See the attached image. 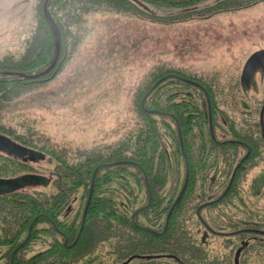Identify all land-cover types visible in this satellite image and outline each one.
Instances as JSON below:
<instances>
[{
	"label": "trees",
	"instance_id": "trees-1",
	"mask_svg": "<svg viewBox=\"0 0 264 264\" xmlns=\"http://www.w3.org/2000/svg\"><path fill=\"white\" fill-rule=\"evenodd\" d=\"M206 1L208 0H42L44 4L36 9L40 27L27 42V47L31 48L28 54L30 57L18 64V67H0V70H6V77H0V121L3 120L4 110L13 105L16 97L28 91L29 84H36L39 79L55 74L60 66L69 61L72 52L71 38L77 35L79 25L83 23L81 18L85 15L108 14L115 18H136L173 25L214 18L264 2L221 0L204 9L191 8ZM151 4H156L159 12L165 7L181 9L183 12L158 14L150 10ZM46 7L50 17H47ZM57 39L60 40V57L54 70L41 77L25 75L37 66L39 68L50 64L45 70L51 66L56 58ZM77 43L78 40H75V44ZM54 48L56 51L52 60ZM166 77L167 79L149 94L144 109L142 102L145 96L158 81ZM195 81L203 86L209 95L215 130L216 115L221 112L222 106L219 91L215 89L214 92L212 85L191 76L183 69L171 66L162 67L148 76L136 90L135 111L143 119V124L139 127L138 136L133 143L134 139L131 138L115 148L84 152L77 159L69 160L68 152L42 145L34 139V134L32 138L17 136L1 127L0 134L18 143L24 154L16 157L0 150L3 154H0V178L39 175L32 162L44 161L45 154L55 160L56 172L48 177L43 176L47 179L46 185L32 186L0 196V246L5 249L0 254V262L80 264L110 245L105 256H112L113 264H124L133 256L138 257L130 264H215L205 248L206 233H215L207 229L211 226L203 212H210L214 208L215 212H218L222 206H230L231 201L239 200L242 204L239 188L242 171L234 178L227 196L204 207L199 217L198 209L217 200L227 189L230 180L226 183L225 190L214 199H207L202 189L199 191L198 200L196 192L199 179L220 160L215 156L214 163L211 166L207 164V159L216 153L215 143L210 133L208 100L204 91L190 83ZM181 86L200 92L204 102L199 104L191 99V96L187 100H180L182 90L180 92L178 87L182 88ZM147 110L157 113L151 114ZM225 118L227 119V116ZM178 124L189 162V183L166 227L168 215L181 193L177 191L181 171L178 169L173 187L165 191L170 169L166 155L161 149L162 133L159 129L161 126L174 129L171 135L173 145L176 146L175 159L183 160L185 180L187 165L181 150ZM229 151V147H221L219 154L228 159ZM235 163L236 161L229 162L228 175L232 173ZM101 165L108 166H102L95 177L93 196L80 234L83 203L85 209L94 171ZM146 177L152 193L150 205L137 214L136 208L131 214L127 213L121 208L120 191H129L134 195L135 201L134 192L139 188L140 192L146 193V201L141 207L148 205L150 193ZM215 215L217 216L216 213ZM192 216L207 230L201 241L193 235L194 232L188 225ZM31 225L33 226L30 230ZM229 227L235 225L231 224ZM37 241L47 243L46 248L27 257L26 252ZM23 243L25 244L22 246ZM144 256L169 257L146 260L141 258Z\"/></svg>",
	"mask_w": 264,
	"mask_h": 264
},
{
	"label": "rangeland",
	"instance_id": "rangeland-1",
	"mask_svg": "<svg viewBox=\"0 0 264 264\" xmlns=\"http://www.w3.org/2000/svg\"><path fill=\"white\" fill-rule=\"evenodd\" d=\"M218 1L221 0H208L191 8L204 9ZM42 4V0H0V67H18L30 57L31 48L27 47V42L40 27L36 9ZM149 8L158 14L183 12L170 7L159 12L156 4L149 5ZM81 19L83 23L79 25L77 35L71 38L69 61L60 66L55 74L39 79L36 84H29L28 91L16 97L13 105L4 110L0 128L17 136L32 138L34 134V139L42 145L68 152L69 160L77 159L84 152L115 148L131 138L133 143L143 124V119L135 111L136 90L148 76L167 66L183 69L212 85L214 92L215 89L219 91L226 111V106L234 99L243 106L247 96H253L256 101L262 97L261 93H254L251 89L243 91L234 87L239 86L246 60L256 50L264 48V2L214 18L173 25L136 18H115L108 14H88ZM75 40H78L77 44ZM55 51L54 48L52 60ZM49 65L37 66L25 75H39ZM5 72L0 70V77H6ZM181 87H178L180 92L182 90L180 100L191 96L199 104L204 102V97L197 90ZM159 130L162 133L161 149L170 169L165 191L173 187L178 169L181 174L177 191H181L185 169L183 160L175 159L176 146L171 135L174 129L161 126ZM44 159L32 164L39 176L48 177L56 172L55 160L48 154ZM214 161L215 158L210 157L207 164L211 166ZM261 173L262 177L256 178ZM229 177L228 167L221 162L210 167L198 181V200L202 189L207 199H214L225 190ZM248 179L252 183H246ZM262 181L264 168L247 177L245 182L240 180L241 195L249 197L253 194L250 197L256 200L257 192L264 193ZM119 194L121 208L130 214L146 201V193L140 192L139 188L134 192L135 201L129 191L122 190ZM250 203L248 212L252 208L250 212L254 213L258 206L263 207L264 201L255 203L251 200ZM240 207L244 205L236 200L231 201L230 206H222L218 212H215L216 208L211 209V213L203 212L214 231L225 233H206L204 247L208 249L212 262L218 254L221 262L233 263L238 247L236 241L240 238L232 232L242 227L244 220V211ZM83 210L84 203L82 213ZM196 219L192 216L188 225L201 241L207 230ZM231 224L235 227L230 228ZM45 244L42 241L32 244L26 256L37 254L46 248ZM108 249L110 245L80 264H113L112 256H105ZM4 250L0 246V254ZM244 257L240 258L241 264H244ZM259 260L253 259L252 264H260ZM0 263L4 264L3 261Z\"/></svg>",
	"mask_w": 264,
	"mask_h": 264
},
{
	"label": "flooded vegetation",
	"instance_id": "flooded-vegetation-1",
	"mask_svg": "<svg viewBox=\"0 0 264 264\" xmlns=\"http://www.w3.org/2000/svg\"><path fill=\"white\" fill-rule=\"evenodd\" d=\"M260 52L264 53V48L256 50L246 60L238 81L239 86L234 88L239 87L243 91L251 89L254 93H261V99L256 101L253 96L251 98L245 96L247 102L243 106L237 104L234 99L229 103V106H226L227 111L222 103L221 112L216 115L215 140H213L216 153H213V157L216 156L220 160L219 162L227 167L229 162L236 161L233 164L234 167L229 175V180L234 174L236 178L239 171H242L239 181L243 179L245 182L247 177L255 174L258 169L264 168V58L253 59ZM194 83V86L199 88L198 82L195 81ZM221 147H229L228 159L220 156ZM240 163L241 167L235 172ZM262 175L263 173L256 178H261ZM249 182L252 183L250 179L246 183ZM260 183L262 184L264 181ZM257 193L259 194L256 196V200L250 197L253 194H249V197L247 195L243 197L240 193L244 205V207H240L244 211L243 226L232 232L235 233L234 236L240 238V241H236L237 250L245 246L241 254V257L245 256L244 264H252V260L255 258L260 259V264H264L262 262L264 259V203L262 204L263 207L257 205L254 213L250 212L253 210L252 208L248 212V207L252 204L250 203L251 200L255 203L264 201V193ZM215 234L224 235L225 233L215 231ZM234 261L235 259L232 264H235ZM215 264H230V262H221L217 254L215 255Z\"/></svg>",
	"mask_w": 264,
	"mask_h": 264
},
{
	"label": "water",
	"instance_id": "water-1",
	"mask_svg": "<svg viewBox=\"0 0 264 264\" xmlns=\"http://www.w3.org/2000/svg\"><path fill=\"white\" fill-rule=\"evenodd\" d=\"M45 10H46L47 17H50L49 14H48L47 7L45 8ZM59 57H60V40L57 39V53H56V58H55L54 62L51 64V66L49 68H47L45 71H43L42 73H40L39 75H36L34 77H41V76H45V75L51 73L54 70V68L56 67V65L58 63ZM259 57L264 58V53H261L260 52V53L256 54L253 57V59H258ZM166 79H167V77L161 79L160 81H158L154 85V87L151 89V91L145 96V98H144V100L142 102V107L144 109H145V101H146L147 97L149 96V94L160 83H162ZM190 83L195 84L194 82H190ZM198 87L202 91H204V93H205V95L207 97V100H208L210 133H211L212 139L215 140L214 125H213L212 110H211L209 95H208L206 89L203 86H201L199 84ZM147 111L150 112L151 114H156L157 113V112L151 111V110H147ZM158 114H160V113L158 112ZM178 131H179V137H180L181 150H182V153L184 155V158H185V161H186V165H187V168H186L187 171H186V179H185L183 188L181 190V193H180L179 197L177 198V200L175 201L174 206L172 207V209H171V211H170V213L168 215L166 227L169 224V221H170V218H171V216L173 214L174 208L179 204V202L182 200L184 194L186 193V190H187V187H188V183H189V162H188L187 154H186L185 147H184V142H183V136H182L181 127H180L179 124H178ZM0 150L3 151V152H5V153H7V154H9V155H13V156H16V157H19L22 154H24V151H23L22 147L18 143H16L15 141L11 140L9 137H6V136L1 135V134H0ZM102 166H108V165H101V166H99L94 171V174H93L91 191L89 193V197H88V200H87V203H86V207L84 209L83 218H82V225H81V229H80V234H81V232H82V230L84 228L86 216H87V213H88V210H89V207H90L91 198L93 196V190H94V187L93 186H94L95 177H96L99 169ZM240 167H241V163L237 166V168L235 169V172ZM234 178H235V174L231 178L230 183H229L227 189L224 191V193L217 200L212 201V202H210L208 204L202 205L198 209V215H199V217H200V211L204 207H206L207 205H212L215 202H219V201H221L222 199H224L227 196V194L229 193V191H230V189H231V187L233 185ZM46 182H47V179L45 177L39 176V175H31V174L19 176V177L12 178V179H2V178H0V196L6 195V194H10V193H13L15 191L25 190V189H27L29 187H32V186H42V185H46ZM146 182H147V186H148L149 193H150V195H149L150 196L149 203H148V205H146V206L141 207L140 209H138L135 214L139 213L141 210H143L144 208H146L147 206H149L150 203H151V201H152L151 188L149 186V182H148L147 177H146ZM32 226L33 225H31L30 230L32 229ZM207 229L210 232L215 233V231H213L210 227H207ZM66 242H67V239H66ZM24 244L25 243H23L22 246ZM244 248H245V246H243V247H241L240 249L237 250V252L235 254V264H240V257H241V254H242ZM137 257L138 256L131 257L124 264H130ZM161 257H169V256H144V257H141V258L146 259V260H151L153 258H161Z\"/></svg>",
	"mask_w": 264,
	"mask_h": 264
}]
</instances>
